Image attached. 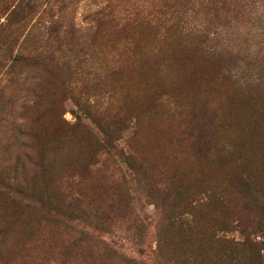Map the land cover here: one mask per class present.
<instances>
[{
  "label": "rangeland",
  "instance_id": "obj_1",
  "mask_svg": "<svg viewBox=\"0 0 264 264\" xmlns=\"http://www.w3.org/2000/svg\"><path fill=\"white\" fill-rule=\"evenodd\" d=\"M229 1L182 2L204 42L88 35L81 6L75 69L3 55L0 264H264V0Z\"/></svg>",
  "mask_w": 264,
  "mask_h": 264
},
{
  "label": "trees",
  "instance_id": "obj_2",
  "mask_svg": "<svg viewBox=\"0 0 264 264\" xmlns=\"http://www.w3.org/2000/svg\"><path fill=\"white\" fill-rule=\"evenodd\" d=\"M186 0H0L6 23L11 28L6 38L8 43H0V62L8 57L12 62L28 60L43 69L53 66L57 69L65 65L70 71L87 59L90 41L81 40L82 30L75 24L77 10L86 8L82 20L94 24L85 28L88 35L98 32H116L126 29L134 33L162 25L167 30L177 28L181 33L207 41L209 30L187 24ZM214 11H233L239 6L237 1L207 0ZM182 3V4H181ZM207 5V4H206ZM185 18V19H184ZM69 35L67 60L62 62L59 54L60 38ZM26 53H23V52ZM12 56V58H11ZM71 73H74L71 72ZM254 86L255 84H251ZM254 104H260L262 96L256 91L249 92ZM35 103V101H34ZM240 182L246 184L242 175ZM243 189H241L242 192ZM20 223H12L5 239L6 246L18 238ZM11 242V243H10Z\"/></svg>",
  "mask_w": 264,
  "mask_h": 264
}]
</instances>
